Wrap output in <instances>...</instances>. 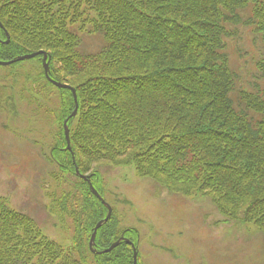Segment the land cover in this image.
Segmentation results:
<instances>
[{"label":"trees","instance_id":"16d2710c","mask_svg":"<svg viewBox=\"0 0 264 264\" xmlns=\"http://www.w3.org/2000/svg\"><path fill=\"white\" fill-rule=\"evenodd\" d=\"M243 10L264 43V0H0V39L6 32L11 39L0 43V60L49 53L51 78L76 90L79 108L68 126L83 173L97 164L133 166L171 193L206 194L223 214L241 212V221L264 231V86L241 90L235 106L226 53ZM87 24L103 40L91 54L80 51L74 32ZM58 91L62 126L75 102L71 91ZM93 211L72 210L81 252L89 224L106 214ZM112 222L98 230L97 249L118 238ZM125 245L105 264L121 257L132 264L128 253L120 256ZM68 255L32 217L0 200V264H78Z\"/></svg>","mask_w":264,"mask_h":264},{"label":"rangeland","instance_id":"374dc122","mask_svg":"<svg viewBox=\"0 0 264 264\" xmlns=\"http://www.w3.org/2000/svg\"><path fill=\"white\" fill-rule=\"evenodd\" d=\"M249 15L248 10L239 12L241 23L230 28L236 34L226 39V53L236 78L231 97L238 108L241 90L264 86L260 65L264 43L250 30ZM82 28H74L80 36V51H99L103 46L101 36L90 32L89 24ZM6 37L0 43L9 44L7 32ZM32 54L37 55L0 66V200L32 217L42 234L69 259L71 252L78 264H105L107 254L108 258L117 256L112 253L116 248L101 254L90 250L95 227L108 215L105 204L111 208V215L102 227L113 219L111 226L119 236L103 250L95 246L97 252L108 250L124 237L119 246H127L119 248L120 256L128 253L125 259L132 264L135 252L136 264H264L261 227L241 221V212L238 217L223 214L206 194L171 193L159 182L140 177L133 166L97 164L93 173H83L76 165L70 132V148L66 137L65 146L59 143L64 123L61 126L58 122V89H69L58 88L48 79L54 87L47 86L40 74L42 70L45 73L44 64L51 74V56L44 50L26 55ZM70 154L75 169L71 168ZM89 180L101 199L92 193ZM72 210L106 213L95 225L89 224L93 232L85 238L82 252L75 247L78 226ZM119 262L125 264L122 257L114 264Z\"/></svg>","mask_w":264,"mask_h":264},{"label":"water","instance_id":"95a60500","mask_svg":"<svg viewBox=\"0 0 264 264\" xmlns=\"http://www.w3.org/2000/svg\"><path fill=\"white\" fill-rule=\"evenodd\" d=\"M0 27L2 28V24L0 23ZM1 41V40H0ZM37 54H32V55H26V56H20V57H17L15 58L14 60L12 61H9V62H4V61H1L0 60V66H9V65H12L14 63H17V62H20V61H24V60H28V59H32L33 57H35ZM46 59V57H45ZM44 59V60H45ZM45 62V61H44ZM44 68H45V75L47 77V79L51 82H53L54 85H56L58 88H62V89H69L73 92V97H74V102H75V109L73 111V113L65 120L64 122V132H65V137L67 139V144H68V148H70V139H69V127H68V121L72 118V117H75L77 115V112H78V108H79V105H78V98H77V94H76V90L71 88L70 86L66 85V84H61V83H58V82H55L53 81L51 78H50V69L48 67L47 64H44ZM78 171V170H77ZM79 174V173H78ZM87 180V179H86ZM89 186H90V189L92 191L93 194H95L98 198L101 199V197L99 196V194L95 191L93 185L91 184L90 180H89ZM105 204V203H104ZM105 206L108 208V215H107V218L105 220H102L99 222V224H97V226L95 227L94 229V233L91 237V240H90V250L92 252H94L95 254H101V253H104V252H110L112 251L113 249L117 248L119 246V244L121 243V241L124 240V237H122V239H120L119 241H117L116 243H114L108 250L106 251H103V252H97V250L95 249V241H96V234H97V231L99 228H101L103 226V224L105 222L108 221V219L110 218V215H111V208L109 207V205L105 204ZM137 253L135 252L134 254V264H136L137 262Z\"/></svg>","mask_w":264,"mask_h":264},{"label":"bare ground","instance_id":"6f19581e","mask_svg":"<svg viewBox=\"0 0 264 264\" xmlns=\"http://www.w3.org/2000/svg\"><path fill=\"white\" fill-rule=\"evenodd\" d=\"M65 122V121H64ZM64 126V125H63ZM69 127V126H68ZM64 128V127H63ZM69 132H70V129H69ZM65 134V133H64ZM96 246V245H95Z\"/></svg>","mask_w":264,"mask_h":264}]
</instances>
